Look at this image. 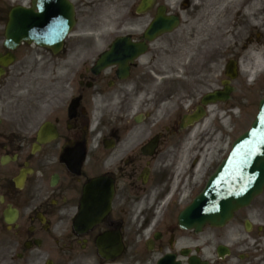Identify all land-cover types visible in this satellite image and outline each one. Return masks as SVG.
<instances>
[{"label": "flooded vegetation", "instance_id": "flooded-vegetation-1", "mask_svg": "<svg viewBox=\"0 0 264 264\" xmlns=\"http://www.w3.org/2000/svg\"><path fill=\"white\" fill-rule=\"evenodd\" d=\"M31 1L0 0V53L14 56L0 64V264H116L96 244L109 233L116 254V229L123 254H137L138 264L164 254L180 264H264V204L255 206L264 188L214 246L178 226L179 211L200 192L193 114L209 79L169 52L178 27L144 38L166 1L137 14L140 0H124L116 26L74 31L59 52L28 42L4 48L11 9ZM165 14L174 13L165 6ZM116 40L114 59L95 68ZM258 80L264 97V73ZM97 177L112 185L109 210L97 223L79 221L83 200L98 213V196L85 191Z\"/></svg>", "mask_w": 264, "mask_h": 264}, {"label": "rangeland", "instance_id": "rangeland-1", "mask_svg": "<svg viewBox=\"0 0 264 264\" xmlns=\"http://www.w3.org/2000/svg\"><path fill=\"white\" fill-rule=\"evenodd\" d=\"M166 1L171 6L169 10L173 12L181 11L183 14L182 23L176 31L175 41L169 46V52L175 53L174 58L178 60L179 67L187 69L190 65H193L199 71V77L202 82H205L204 79L210 80L201 85L200 94L220 86L221 80L224 79V67L228 59H234L239 62L238 76L232 82L235 90L231 94L229 104L211 107L204 119L205 125L203 128L205 130L202 132L200 145L206 146V143H208V145L211 144V147L207 150H201L203 157L200 165L199 182L200 188H202L207 176L226 156L231 141L243 130L247 129L253 120L257 111L258 100L263 96L258 76L264 73V63L260 68L255 67V59H253L254 57L251 58V56L254 55L257 49H264V0H258V5L255 7L258 12H255L254 19L249 18L246 13L240 11L235 13L233 9L230 16L229 10L221 11V15L225 13L228 20L222 30L224 38L227 40L220 45L214 43V35L212 34H206L203 37V43L199 40L198 26L200 24L201 7L205 0ZM72 2L77 5L76 31H78V28L116 26L118 15L116 8L121 7L125 1L72 0ZM253 20H255V25ZM108 32V30H105L102 35ZM248 63L251 71H254L252 75L246 73L244 66ZM75 69L76 65L73 64V71ZM8 95L10 94L6 96ZM263 204L264 196L256 199L255 206ZM224 232L223 230L205 227L199 235L201 244L203 245L209 239L212 240L214 235L220 234L224 236ZM155 257L156 255L150 257V262ZM135 260L136 256L134 254H124L116 264H137Z\"/></svg>", "mask_w": 264, "mask_h": 264}, {"label": "water", "instance_id": "water-1", "mask_svg": "<svg viewBox=\"0 0 264 264\" xmlns=\"http://www.w3.org/2000/svg\"><path fill=\"white\" fill-rule=\"evenodd\" d=\"M154 0H142L138 12L146 10ZM33 8H14L9 14L6 25L4 46L14 49L22 40L34 42L39 46L50 47L54 51L61 48L63 38L74 26V9L68 0H33ZM36 10V11H34ZM176 25V18H165L159 10L155 20L150 24L145 37L170 31ZM119 41L112 46V51L119 47ZM111 58L105 53L100 62ZM13 56L0 55V63L6 64ZM102 67V65H100ZM226 75L233 79L236 76V62H228ZM229 82L226 81L225 84ZM232 88L228 85L222 91L207 93L201 99L202 105L224 101ZM258 113L248 131L232 142L228 156L209 177L204 189L194 200L180 212L178 223L183 229L200 231L205 223L222 226L237 208L248 205L251 199L260 193L264 186V98L261 99ZM96 191L100 194L108 192L102 189L101 179ZM108 198L105 200L107 207ZM83 213H85L83 211ZM103 213V210L101 214ZM99 255L107 258L109 243L100 238L97 242ZM123 250L116 231V254ZM156 264H178L171 255H165Z\"/></svg>", "mask_w": 264, "mask_h": 264}, {"label": "bare ground", "instance_id": "bare-ground-1", "mask_svg": "<svg viewBox=\"0 0 264 264\" xmlns=\"http://www.w3.org/2000/svg\"><path fill=\"white\" fill-rule=\"evenodd\" d=\"M257 5L258 0H205L204 4L201 7L200 24L198 26V35L200 42H204L203 37L206 34L214 35V43L216 45H220L227 40L224 38V33L222 30L227 24L228 17L225 16V13L221 15V11L229 10L230 16L231 10L233 9L235 13L240 11L242 13H246L249 18L254 19L255 12H258V10L255 9ZM254 21L255 20H253V22ZM252 57H254L253 59H255L254 66L260 68V66L264 63V49H257L254 55L251 56V58ZM244 67L246 68V73L248 75L253 74L254 71H251L249 63Z\"/></svg>", "mask_w": 264, "mask_h": 264}]
</instances>
